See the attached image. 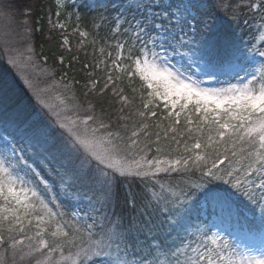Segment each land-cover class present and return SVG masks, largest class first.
Returning a JSON list of instances; mask_svg holds the SVG:
<instances>
[{
	"label": "snow or ice",
	"instance_id": "snow-or-ice-1",
	"mask_svg": "<svg viewBox=\"0 0 264 264\" xmlns=\"http://www.w3.org/2000/svg\"><path fill=\"white\" fill-rule=\"evenodd\" d=\"M129 9L131 18L109 22L116 55L101 88L89 81L86 107L74 93L71 106L57 96L56 108L36 95L41 114L29 122L0 96V264H264V0H137ZM0 15L30 34L29 5L0 0ZM110 86L115 121L87 100ZM136 94L142 110L125 114ZM158 111L169 143L156 133L164 155L149 158L141 135ZM133 115L129 134L120 122ZM73 209L83 216L66 219ZM233 225L259 245L234 246L221 235Z\"/></svg>",
	"mask_w": 264,
	"mask_h": 264
},
{
	"label": "trees",
	"instance_id": "trees-1",
	"mask_svg": "<svg viewBox=\"0 0 264 264\" xmlns=\"http://www.w3.org/2000/svg\"><path fill=\"white\" fill-rule=\"evenodd\" d=\"M5 2L11 3L13 0H5ZM14 2L17 5L27 4L30 8V34H26L24 29L19 27L18 22L13 23L11 28L17 34L16 37L20 38L21 36V44L24 46L30 45V55H32L31 65L34 72L43 77L45 85L54 83L56 84L55 88L57 92L62 93L66 98L74 93L77 102L84 103L86 98L83 94L88 90L89 81L97 79V89L101 88L106 80V65L111 63L108 53L111 52L113 58L116 55V41L108 39L109 22L114 20L121 12L131 18L134 10L129 9L125 11V9L128 8V5L137 3V0H73V5H69V2H67L68 7L60 9L57 8L56 0H14ZM242 2L247 3V0H242ZM103 5H107V12H105ZM57 11L60 12L59 17H57ZM17 15L19 21L21 17H19V14ZM105 17H107V20L104 19ZM57 21L64 24L65 27H54ZM93 21H95V24H93ZM257 23H259L258 17ZM76 27L87 31L89 35L86 38H81L79 33L73 30ZM250 35L251 30L244 29V38L246 40L250 38ZM64 37L68 39L67 45L63 43ZM82 39L84 42L81 46L80 42ZM109 44L112 45L111 48H109ZM101 49L104 50L103 54L100 51ZM61 57L63 58V64L60 62ZM101 60L106 63H101L97 69L95 66ZM85 64H88L89 67L85 68ZM89 73H92L91 77L88 75ZM221 79L223 80L224 78L222 77ZM65 84H69L70 88L65 89ZM214 85L222 86L220 84ZM116 86L119 87L121 85L118 82ZM122 86L125 88V94L131 98L133 94L126 80ZM0 96L4 98L7 110L19 114L23 120L30 122L38 114H41L39 105H37L30 92L19 83L18 78L14 76L4 60L1 50ZM87 100L96 106L97 113L104 110L114 121L117 119L121 105L118 102V98L112 94L111 86L103 96L89 93ZM68 103L71 104L72 101L68 100ZM84 106L86 107L87 104L84 103ZM136 108L142 110L139 94H136L134 105H130L129 108L125 109V114L130 115ZM159 117L160 113L158 111L157 116L152 117L148 121L149 128L147 131L149 136L145 138L141 135V141L147 139L151 143L156 140V133H159L161 137L160 146L163 147L169 143L163 139L168 121L161 120ZM138 121L139 117L133 115L128 121H121L120 123L128 124L127 131L130 134L134 122ZM156 124H160L161 127L157 128ZM177 127H182V125H178ZM171 135L172 133H169V136ZM184 138L187 139V133ZM172 146L175 147L174 144ZM155 147L156 145L151 143L152 150L148 153L149 158L154 155H164V153L157 154ZM172 155L175 156L177 153H172ZM159 179L164 183L181 182V177L177 174L169 176L161 173ZM133 190L135 191L136 189L134 188ZM74 211L75 209L70 210L66 219L74 220L72 217ZM82 216L83 213L81 212ZM228 231L232 235H226L225 233L224 236L232 241L234 246L239 243L241 249L250 240L259 242L258 238L244 235L243 231L238 230L234 225L228 228ZM0 250L3 249L0 248ZM64 254H69L67 249H65Z\"/></svg>",
	"mask_w": 264,
	"mask_h": 264
},
{
	"label": "rangeland",
	"instance_id": "rangeland-1",
	"mask_svg": "<svg viewBox=\"0 0 264 264\" xmlns=\"http://www.w3.org/2000/svg\"><path fill=\"white\" fill-rule=\"evenodd\" d=\"M57 4L61 0H56ZM64 3L69 2V5H73V0H63ZM14 31V30H13ZM12 31L11 25L6 27V21L2 15H0V50L4 56L8 67L13 72L14 76L18 78V81L23 87L30 92L33 99L36 101V95L43 97L49 104L54 108L59 105V100L56 99L57 96L64 98L65 102L68 103V99L62 94L57 92L56 84L52 83L45 85L43 82V77L37 72H34L32 67V55H30V45L24 46L22 43V38L16 37ZM7 44V46H6ZM15 60L16 66L14 67L9 61ZM39 75V76H38ZM28 80L31 84V88L25 85L24 81ZM212 86H215L214 84ZM71 106L70 103H68ZM71 114V113H69ZM74 219H79L81 217V212L79 209H75L72 213ZM213 232L217 229L213 228ZM221 235H225L221 232ZM247 242V241H246ZM247 246H258L259 242H254L252 240L248 241Z\"/></svg>",
	"mask_w": 264,
	"mask_h": 264
}]
</instances>
